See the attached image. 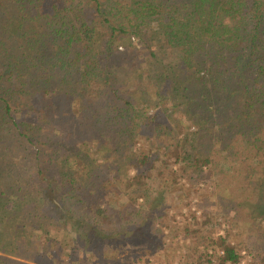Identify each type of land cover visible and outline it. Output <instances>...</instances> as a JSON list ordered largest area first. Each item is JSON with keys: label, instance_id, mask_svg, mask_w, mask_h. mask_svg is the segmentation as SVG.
Returning a JSON list of instances; mask_svg holds the SVG:
<instances>
[{"label": "trees", "instance_id": "1", "mask_svg": "<svg viewBox=\"0 0 264 264\" xmlns=\"http://www.w3.org/2000/svg\"><path fill=\"white\" fill-rule=\"evenodd\" d=\"M210 168L264 207V0H0V264L160 248Z\"/></svg>", "mask_w": 264, "mask_h": 264}, {"label": "rangeland", "instance_id": "2", "mask_svg": "<svg viewBox=\"0 0 264 264\" xmlns=\"http://www.w3.org/2000/svg\"><path fill=\"white\" fill-rule=\"evenodd\" d=\"M24 164L17 171L25 180L24 191L29 192L34 185L27 171L33 166ZM218 168L215 171L207 169L204 176L196 181L188 182L184 176L181 177L180 185L173 187L169 193L161 188L159 192L153 191V200L159 194L163 200L160 215H167L163 225L161 219L157 221V227L162 226L163 229L160 237L162 246L153 249L142 242L120 250L116 248L112 252L113 256H117L116 264H203L210 259V249L215 264H264V207L257 208L254 203L256 197L237 188L240 178H232L229 182L225 177L227 175L216 172ZM173 169L177 171L178 165ZM139 202L143 200L139 199ZM137 220V216H131L130 226ZM124 221H116V226L124 225ZM224 245L237 250V262L222 260L224 254L220 251ZM102 253V248H97L93 254L82 258L89 264H104ZM0 255L22 260L1 251Z\"/></svg>", "mask_w": 264, "mask_h": 264}, {"label": "built area", "instance_id": "3", "mask_svg": "<svg viewBox=\"0 0 264 264\" xmlns=\"http://www.w3.org/2000/svg\"><path fill=\"white\" fill-rule=\"evenodd\" d=\"M209 260L204 261L203 264H215L214 258L211 256L213 254V251L210 249L209 251ZM220 254H224L223 250L220 251ZM174 264H179V263H174Z\"/></svg>", "mask_w": 264, "mask_h": 264}]
</instances>
